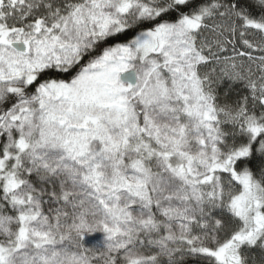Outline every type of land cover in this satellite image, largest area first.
Masks as SVG:
<instances>
[{
	"label": "snow or ice",
	"instance_id": "snow-or-ice-1",
	"mask_svg": "<svg viewBox=\"0 0 264 264\" xmlns=\"http://www.w3.org/2000/svg\"><path fill=\"white\" fill-rule=\"evenodd\" d=\"M0 264H264V0H0Z\"/></svg>",
	"mask_w": 264,
	"mask_h": 264
}]
</instances>
